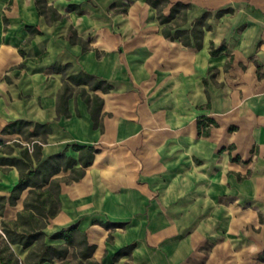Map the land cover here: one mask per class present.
I'll return each mask as SVG.
<instances>
[{"label":"crops","instance_id":"obj_1","mask_svg":"<svg viewBox=\"0 0 264 264\" xmlns=\"http://www.w3.org/2000/svg\"><path fill=\"white\" fill-rule=\"evenodd\" d=\"M47 1L61 18L49 21L36 0H0V134L15 119L48 123L41 159L65 149L78 159L74 143L97 151L82 178L62 182L46 241L64 243L50 235L76 224L95 246L89 259L76 248L87 262L199 264L226 224L228 248L211 257L264 264V0H180L190 4L183 27L211 12L201 47L164 36L148 0ZM170 1L166 14L179 0ZM212 42L226 49L212 54ZM81 71L112 86L95 91L99 126L87 84L70 83V115L57 111L67 77ZM203 116L217 122L207 135ZM18 177L17 168L2 174L0 188ZM26 195L10 205L12 219Z\"/></svg>","mask_w":264,"mask_h":264},{"label":"trees","instance_id":"obj_2","mask_svg":"<svg viewBox=\"0 0 264 264\" xmlns=\"http://www.w3.org/2000/svg\"><path fill=\"white\" fill-rule=\"evenodd\" d=\"M148 2L157 9V18L162 24L164 36L178 39L186 46L193 44L197 47L202 46L204 32L211 28V24L208 22L211 12L207 11L202 16L195 18L193 26L186 28L183 27V24L187 20L189 3L180 0L172 2L170 12L166 14L163 9L171 3L170 0H148ZM36 5L39 13L46 14L49 21L62 17L61 13L53 5L48 4L47 0H36ZM72 7L74 8L76 5L73 4ZM226 11L228 9L219 10L217 15ZM70 29L72 31L71 41H78L84 49H87L86 41L77 36L72 27ZM224 49H226L224 42L219 48H215L212 42L210 52L218 54ZM67 78L68 81H65L58 96V114L70 115L68 110V99L72 92L70 83L87 84L93 92H89L85 87L81 89V92L89 105L94 125L99 126L103 98L95 91L98 89L108 91L112 87L111 84L87 71L70 74ZM210 123L216 124L217 122L212 117H201L198 120V132L209 134ZM50 132L51 127L48 123L24 119L9 121L1 129L3 135H18L14 140V144L17 146H22L18 141L20 136L29 138L33 150L31 152L28 146H24L20 154L15 155L11 144L5 143L4 139L0 138V167L16 166L19 170L18 180L10 189L9 194H0V264H43L55 261H59L58 264H68L70 247L75 249L74 256H77L76 248L81 247L78 254L81 259H89L95 248L94 245H89L86 242L83 233L78 230L76 224L64 227L50 235L52 239H64V243H48L46 241L45 227L60 210L59 195L62 182L82 178L85 174V167L92 164L94 152L97 151L94 145L74 143L72 147L79 152L78 159L69 155L67 149L41 159L42 141ZM4 147H10V150L7 151ZM78 162H80L79 166H77ZM69 170L68 176L57 175ZM25 190H27V195L23 200V208L17 212L15 219H6L4 214L7 207L15 205ZM15 244L27 249L24 258L15 252L13 248ZM132 246L131 244L122 250H127ZM260 257L264 258V253H261ZM88 262L98 264L93 260H88Z\"/></svg>","mask_w":264,"mask_h":264},{"label":"rangeland","instance_id":"obj_3","mask_svg":"<svg viewBox=\"0 0 264 264\" xmlns=\"http://www.w3.org/2000/svg\"><path fill=\"white\" fill-rule=\"evenodd\" d=\"M16 136L18 135H15V134H9V135H3V134H0V138H3L5 143H8V144H11V146L13 147V154L15 155H19L20 152H21V149L24 147V146H28L30 148V151L32 152L33 150V147H32V143L30 141V139L28 138H25L24 136H20L18 141L19 143L22 145V146H17L14 144V140L16 138ZM5 150L9 151L10 150V147H4ZM17 167L16 166H13V168H10V167H0V176H2V174H9L11 172V169H16ZM16 177V176H15ZM16 182V181H15ZM15 182H7L6 183V188H0V194H8V193H4V191L6 192H10V189L12 188V186L15 184ZM14 209H15V206H8V208L6 209L5 211V214H4V217L6 219H12L13 218V214L14 213ZM216 236H218L217 238L218 239H212L211 240H206L203 244V248H204V251H203V257H200L198 259V263L199 264H228V258H227V254L225 256H222V257H211V252L213 249H217V248H224L225 250H227L228 248V238H227V225L226 224H223V225H220L219 226V230L218 232L216 233ZM49 243H52V242H59V241H56V240H51V239H47ZM237 247L239 248H243V243H241V245L238 246L237 244ZM15 252L21 256L22 258H24V256L26 255L25 251L23 250V248L21 246H13ZM77 251L79 252L80 251V247H78ZM71 260L68 264H89L87 261L85 260H81L78 256H74L73 255V249L71 248L70 249V252H69V256H68ZM252 259H255L254 257H251ZM245 258L244 257H241V258H238L237 257V262L236 264H240V263H243V260ZM57 262H46L45 264H56Z\"/></svg>","mask_w":264,"mask_h":264}]
</instances>
